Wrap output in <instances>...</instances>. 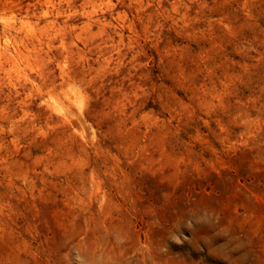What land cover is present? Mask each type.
Here are the masks:
<instances>
[{
	"label": "rangeland",
	"instance_id": "rangeland-1",
	"mask_svg": "<svg viewBox=\"0 0 264 264\" xmlns=\"http://www.w3.org/2000/svg\"><path fill=\"white\" fill-rule=\"evenodd\" d=\"M0 264H264V0H0Z\"/></svg>",
	"mask_w": 264,
	"mask_h": 264
}]
</instances>
